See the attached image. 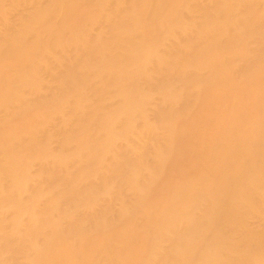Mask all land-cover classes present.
I'll use <instances>...</instances> for the list:
<instances>
[{
    "label": "bare ground",
    "instance_id": "1",
    "mask_svg": "<svg viewBox=\"0 0 264 264\" xmlns=\"http://www.w3.org/2000/svg\"><path fill=\"white\" fill-rule=\"evenodd\" d=\"M0 264H264V0H0Z\"/></svg>",
    "mask_w": 264,
    "mask_h": 264
}]
</instances>
